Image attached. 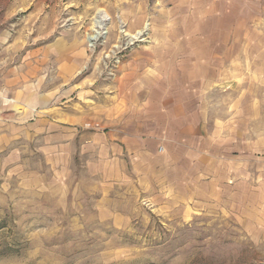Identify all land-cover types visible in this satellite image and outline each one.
Returning a JSON list of instances; mask_svg holds the SVG:
<instances>
[{
  "label": "rangeland",
  "instance_id": "obj_1",
  "mask_svg": "<svg viewBox=\"0 0 264 264\" xmlns=\"http://www.w3.org/2000/svg\"><path fill=\"white\" fill-rule=\"evenodd\" d=\"M4 17L83 53L82 122L59 141L53 101L46 139L0 150V264H264V0H0ZM125 74L158 88L167 154L119 163L91 139Z\"/></svg>",
  "mask_w": 264,
  "mask_h": 264
},
{
  "label": "crops",
  "instance_id": "obj_2",
  "mask_svg": "<svg viewBox=\"0 0 264 264\" xmlns=\"http://www.w3.org/2000/svg\"><path fill=\"white\" fill-rule=\"evenodd\" d=\"M6 23V17L0 18V150H8L9 145L19 139L18 136H28L29 140L39 136L46 139L49 130V104L53 101L58 102L53 107L56 109V124L53 125L59 130V141L75 138L82 115L78 102L79 84L73 82V71L78 69L76 67L83 53L80 49L74 50L65 46L58 41L57 36L53 41H48L46 33L42 35V32L21 36L18 31L9 30L7 25H4ZM50 63L55 66L51 67L59 72L56 70L57 78L51 79L49 88ZM158 74L152 79H159ZM143 77L148 78L147 74ZM129 79L139 78L138 75L125 74L120 80L123 83L121 93L117 95H120L123 101H117L115 104L111 100L115 95H106L107 98L102 99L100 109L103 111L102 118L93 116L96 121L102 120L103 126H107L109 131L102 135L91 133V139L105 135L103 151L108 159L112 158L119 163L127 162V159L146 160L150 153L157 152L159 148L165 155L169 150V142L173 141L167 134L162 135L150 129L152 122L155 124L154 118L158 115V107L163 101L162 96L160 102L150 99L156 96L158 88H151V93L148 94L142 88L143 85L128 87ZM143 91L147 95H144ZM127 96L133 99L130 106L124 104L128 103ZM140 100L147 101L141 103ZM133 102L140 104L141 108L133 105ZM131 107L141 110L142 113L146 112L134 118L136 123L133 129H129L127 125L130 118L127 112ZM172 107L175 108L174 103ZM168 114L166 112L163 117L167 118ZM9 150L15 149L10 147Z\"/></svg>",
  "mask_w": 264,
  "mask_h": 264
}]
</instances>
